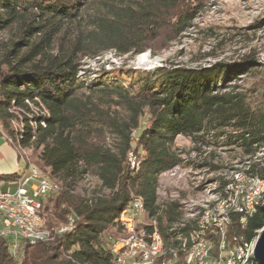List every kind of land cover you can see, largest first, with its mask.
Returning a JSON list of instances; mask_svg holds the SVG:
<instances>
[{
  "label": "trees",
  "instance_id": "16d2710c",
  "mask_svg": "<svg viewBox=\"0 0 264 264\" xmlns=\"http://www.w3.org/2000/svg\"><path fill=\"white\" fill-rule=\"evenodd\" d=\"M209 1L0 0V135L23 160L21 171L0 180L35 166L58 186L40 211L51 238L16 239L13 254L14 238L1 237L0 264H113L119 214L135 197L144 206L139 226L149 231L156 219L165 249L175 246V234L194 221L178 200H160L158 188L160 175L188 154L176 144L180 135L201 157L196 168L219 173L228 167L217 153L223 150L264 175V93L242 84L264 70L254 48L230 61L164 64L129 81L123 74L88 81L81 73L85 60L106 52L133 58L165 47L194 28ZM209 179L218 187L226 181L221 173ZM69 217L73 227L59 231ZM233 220L230 234L255 237L264 204L244 229Z\"/></svg>",
  "mask_w": 264,
  "mask_h": 264
},
{
  "label": "built area",
  "instance_id": "2783aa9c",
  "mask_svg": "<svg viewBox=\"0 0 264 264\" xmlns=\"http://www.w3.org/2000/svg\"><path fill=\"white\" fill-rule=\"evenodd\" d=\"M256 62L264 66V52L257 53ZM239 165L240 168H232L231 176L220 187L218 181L203 183L210 198L187 208L186 219L193 220V225L177 232L176 245L167 250L156 219H150L149 231L139 226L144 206L142 199L135 197L119 214L123 231L112 242L113 264H242L252 259L254 237L247 239L241 232L230 234L229 229L234 217L236 226L244 229L248 219L264 204V175L248 172L246 166ZM27 169L28 176L21 179L22 174L12 180L16 182L13 190L1 188L0 184V238H14L13 254H16V239L34 243L51 238L40 211L47 193L58 186L35 166ZM72 227L73 218L69 217L59 231Z\"/></svg>",
  "mask_w": 264,
  "mask_h": 264
},
{
  "label": "rangeland",
  "instance_id": "374dc122",
  "mask_svg": "<svg viewBox=\"0 0 264 264\" xmlns=\"http://www.w3.org/2000/svg\"><path fill=\"white\" fill-rule=\"evenodd\" d=\"M193 25V29L153 52L145 51L133 58L118 57L112 52H106L96 59H87L81 73L84 72L88 76V81L95 76L108 75V78H112L120 74H123V80L129 81L131 74H141L164 64L207 65L218 59H237L251 48L257 53L264 52V0H210L205 10L193 21ZM199 28H203L204 32ZM207 28L219 33L220 43L217 38L207 37ZM210 50L213 56L203 59V55ZM127 70L133 72L129 73ZM263 78L264 70L261 69L255 74L245 75L242 84L244 88L256 87V94L259 96L264 93ZM176 144L188 154L184 155L185 160L182 163L160 175L158 194L162 201L178 200L184 217L187 218L186 211L189 206H197L204 198H210L203 183L211 181L209 178L220 173L224 178H229L232 167L240 168V165L235 163L237 160L233 152L217 150L223 164L228 167L216 174L207 173L205 168H196L194 162L200 161L201 157L190 149L192 144L188 138L180 135L176 137ZM131 162L136 164L134 156L131 157ZM28 175L27 169L20 178ZM4 182L0 180L1 188H15V181L11 180L9 184H3ZM142 217L141 215L140 221Z\"/></svg>",
  "mask_w": 264,
  "mask_h": 264
},
{
  "label": "crops",
  "instance_id": "0c3cea01",
  "mask_svg": "<svg viewBox=\"0 0 264 264\" xmlns=\"http://www.w3.org/2000/svg\"><path fill=\"white\" fill-rule=\"evenodd\" d=\"M22 168L23 160L18 159L14 148L0 135V173H10L15 170L21 171ZM4 181L3 184H8L7 181L11 180Z\"/></svg>",
  "mask_w": 264,
  "mask_h": 264
},
{
  "label": "water",
  "instance_id": "95a60500",
  "mask_svg": "<svg viewBox=\"0 0 264 264\" xmlns=\"http://www.w3.org/2000/svg\"><path fill=\"white\" fill-rule=\"evenodd\" d=\"M251 257L256 264H264V225L258 230L254 237Z\"/></svg>",
  "mask_w": 264,
  "mask_h": 264
}]
</instances>
